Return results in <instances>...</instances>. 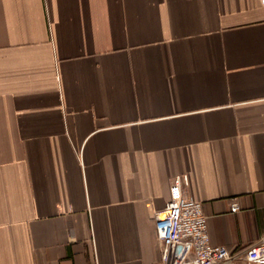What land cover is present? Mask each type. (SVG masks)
Segmentation results:
<instances>
[{
	"label": "crops",
	"instance_id": "crops-1",
	"mask_svg": "<svg viewBox=\"0 0 264 264\" xmlns=\"http://www.w3.org/2000/svg\"><path fill=\"white\" fill-rule=\"evenodd\" d=\"M180 174L264 237L262 0H0V264L158 263Z\"/></svg>",
	"mask_w": 264,
	"mask_h": 264
},
{
	"label": "built area",
	"instance_id": "built-area-1",
	"mask_svg": "<svg viewBox=\"0 0 264 264\" xmlns=\"http://www.w3.org/2000/svg\"><path fill=\"white\" fill-rule=\"evenodd\" d=\"M188 182V175H176L166 207L154 214L157 238L162 243L161 261L155 264H264V237L237 252L211 242L202 202L184 194ZM239 209L237 202L232 203V212ZM67 229L75 237L73 225L68 223Z\"/></svg>",
	"mask_w": 264,
	"mask_h": 264
}]
</instances>
